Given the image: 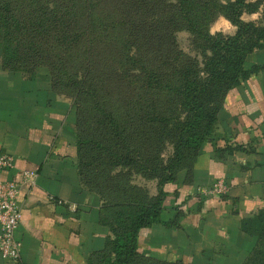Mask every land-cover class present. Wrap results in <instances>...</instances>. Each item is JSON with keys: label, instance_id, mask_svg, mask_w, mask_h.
Instances as JSON below:
<instances>
[{"label": "trees", "instance_id": "16d2710c", "mask_svg": "<svg viewBox=\"0 0 264 264\" xmlns=\"http://www.w3.org/2000/svg\"><path fill=\"white\" fill-rule=\"evenodd\" d=\"M222 1L214 11L237 28L234 35L200 30L194 0H168L162 26L157 21V38L138 18L155 16L163 0H123L126 18L137 16L129 21L132 41L111 47L104 41L105 24L96 17V0H0L2 68L28 77L47 68L52 90L70 97L76 107L78 174L82 186L105 202L99 223L108 232L103 248L92 252L86 264H194L140 255L138 236L142 229L177 224L176 210L172 221L162 219L168 197L164 187L175 183L180 172L192 174L216 132L224 99L260 71L246 69L245 59L264 48V28L241 20L244 13L258 12V6ZM178 24L201 42L202 67L177 51L172 38ZM144 48L154 64L140 57ZM104 51L115 53L117 67L103 59ZM137 71L144 76L145 93L129 87L119 118L99 97L97 84H132ZM167 145L172 153L166 158ZM214 151L233 155L244 149L227 145ZM138 180L155 182L156 194L136 185ZM240 230L255 239L242 264H264V210L242 219Z\"/></svg>", "mask_w": 264, "mask_h": 264}, {"label": "crops", "instance_id": "0c3cea01", "mask_svg": "<svg viewBox=\"0 0 264 264\" xmlns=\"http://www.w3.org/2000/svg\"><path fill=\"white\" fill-rule=\"evenodd\" d=\"M243 19L258 22L261 16ZM227 26L233 34L235 28ZM251 62L263 70L228 93L216 132L192 174L180 172L175 183L164 187L168 197L162 219L172 221L176 210L177 224L142 229L140 253L200 263L209 252L216 264L241 263L237 243L249 247L252 242L241 232V220L264 210V50L255 52ZM50 86L46 73L28 77L7 71L0 57V154L15 162L14 170L0 171V178L23 169L38 173L35 186L20 198L22 219L15 235L20 259L0 257V264H86L108 234L99 223L101 199L82 186L78 174L74 104ZM227 145L244 151H214ZM218 182L226 187L224 195L200 192Z\"/></svg>", "mask_w": 264, "mask_h": 264}, {"label": "rangeland", "instance_id": "374dc122", "mask_svg": "<svg viewBox=\"0 0 264 264\" xmlns=\"http://www.w3.org/2000/svg\"><path fill=\"white\" fill-rule=\"evenodd\" d=\"M122 1L123 0H96V2L98 3V14H97V19L99 20V18L101 20H103L104 24H105V30L107 31L105 34H103L104 36H106L104 38V41L109 44L111 47L119 44V43H130L132 41V33L130 32V20H137V16L136 17H131L130 20H128L126 18V13L123 12V6H122ZM167 2L168 0H163V4H161L158 8V10H156V15L152 16V17H148V16H142L139 15L138 20L142 21L145 25L146 30L151 29L152 31H156L155 33V37L159 38L161 36V31H158L156 29V25H158L157 21H160V24L162 23L164 14H165V9L167 8ZM196 6L194 7V15H196L198 17V27L200 28V30H206L208 31L211 35H216V34H222V35H227V36H232L235 34V32L237 31V28H235V32L233 34H228V26L230 23L221 15V14H217L214 9H215V5H218L221 3H225L222 0H194ZM248 3H252V4H256L258 6V12L261 19L258 22H253V20H244L243 17L245 15V17L250 16L252 14L250 13H244L241 16V20L244 22H252L255 23L257 26L264 28V0H247ZM254 13V14H256ZM99 17V18H98ZM246 19V18H245ZM100 22V20L98 21ZM101 23V22H100ZM231 25V24H230ZM162 26V24H161ZM99 32H102L101 30ZM104 33V32H102ZM99 34V33H98ZM109 37V38H107ZM172 40L175 42L176 47H177V51L181 53L182 58L187 57V58H192L196 61L199 62L200 67H202V61H203V51L202 49H200V41L198 38H196V35H191L187 30H185L181 24H178V29L177 31L174 33V37L172 38ZM133 50H136V47L133 46L132 47ZM83 48H81V52H82ZM263 49H257L254 50L253 52H251L250 54H248L246 56L245 59V68L249 69V68H253V67H257L260 69V71H262L263 69H261L260 66L254 65L251 60H252V55L255 52H259V51H263ZM134 53V52H133ZM140 54V57H144V60L151 61L152 64H154V60H153V55L151 52H147L144 48L143 52H138ZM162 54H166V49L161 51ZM131 54V53H130ZM114 52H108V51H104L103 53V59L105 61H107L112 67H117L113 64V60H114ZM83 59V57H82ZM37 71H41L43 73H46V75L49 78L50 81V76H49V72L47 70V68L42 67ZM141 79H144V76L141 75L138 71L135 72V77L134 80L132 82V84H127L128 81H125V85H115V86H111L108 87V84H104V82H101L100 84L97 85H101L98 86V95L101 99L108 101V108L114 112V114L120 118L121 114H122V109H123V100L124 98L127 97V95L130 94V88L131 86L134 87V90L136 93L138 94H144L145 92L141 91V87L143 86V82ZM51 88V86H50ZM52 90V88H51ZM52 92H54L52 90ZM62 96V95H60ZM64 98L69 99L70 101L73 102V100L70 97H65ZM225 100V99H224ZM74 104V102H73ZM75 108V115H76V107ZM219 117V115H218ZM218 122V121H217ZM216 128H217V124H216ZM163 151L165 152V157L167 158V156L172 153V146L171 145H167L165 147V149ZM77 160L78 157L76 158V164H77ZM136 185L138 186H146L149 190H150V194L151 195H155L156 194V183L155 182H144L143 180H138L135 181ZM226 193V192H225ZM205 195V194H204ZM222 196V195H221ZM220 197V196H219ZM104 201L101 199V207L104 206ZM246 235V234H245ZM248 236V235H247ZM250 237V236H248ZM252 242L249 245V247H247L245 244L243 245L242 243H237L238 241H240L239 239H234V242L237 243V246H239L240 248H242V252L239 253V256H241L240 258H243L241 263L242 264L246 258L249 256V254L251 253L254 245H255V239L253 237H250ZM241 251V249H240ZM139 252V251H138ZM140 255H144L146 257H151L157 260H164V261H168V262H175L174 259L169 260V258H165L167 256H163L161 254L160 255H155V254H151V255H145L144 253H140ZM201 256V255H200ZM206 258H201L199 259V262H194L192 261L194 264H216L215 262V255L212 253H206ZM212 256H214V258H211ZM169 257V256H168ZM199 257V254H198ZM172 258V257H170Z\"/></svg>", "mask_w": 264, "mask_h": 264}, {"label": "built area", "instance_id": "2783aa9c", "mask_svg": "<svg viewBox=\"0 0 264 264\" xmlns=\"http://www.w3.org/2000/svg\"><path fill=\"white\" fill-rule=\"evenodd\" d=\"M14 168V158L0 154V171L9 172ZM37 176V170L23 169L10 179L0 178V257L4 261L16 262L20 259L21 244L15 236L22 219L20 198L25 190L35 186ZM200 192L206 196H221L225 194L226 187L218 182Z\"/></svg>", "mask_w": 264, "mask_h": 264}]
</instances>
